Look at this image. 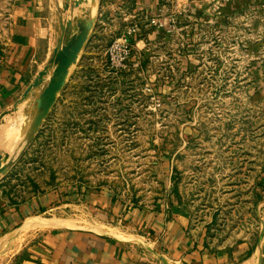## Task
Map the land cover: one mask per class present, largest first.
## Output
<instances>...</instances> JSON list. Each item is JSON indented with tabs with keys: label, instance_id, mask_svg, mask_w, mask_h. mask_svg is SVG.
<instances>
[{
	"label": "rangeland",
	"instance_id": "rangeland-1",
	"mask_svg": "<svg viewBox=\"0 0 264 264\" xmlns=\"http://www.w3.org/2000/svg\"><path fill=\"white\" fill-rule=\"evenodd\" d=\"M147 1L40 0L43 51L28 66L22 91L35 81L33 101L17 112L18 96L0 111V199L16 205L58 188L79 195L80 188L103 189L125 210H154L172 199L196 244L222 249L225 264H258L264 0H158V7ZM11 3L0 0V33ZM87 26L42 112L38 101L56 67L53 49ZM127 27L135 29L127 65L109 68V43ZM83 197L1 233L0 264L30 260L53 227H93ZM120 213L109 223L128 224L118 221Z\"/></svg>",
	"mask_w": 264,
	"mask_h": 264
},
{
	"label": "crops",
	"instance_id": "crops-1",
	"mask_svg": "<svg viewBox=\"0 0 264 264\" xmlns=\"http://www.w3.org/2000/svg\"><path fill=\"white\" fill-rule=\"evenodd\" d=\"M147 2L158 7V0ZM9 10L5 34L0 33V111L20 97L29 78L26 70L43 51L38 45L43 30L40 0H12ZM79 192L58 188L16 205H5L0 199V235L53 205H68L69 198L84 196L86 217L95 215L93 227H53L24 264H225L222 249L207 250L196 244L172 199L154 210H125L103 189L80 188ZM121 209L118 221L128 224L109 223L110 214L118 215ZM258 264H264L262 250Z\"/></svg>",
	"mask_w": 264,
	"mask_h": 264
},
{
	"label": "water",
	"instance_id": "water-1",
	"mask_svg": "<svg viewBox=\"0 0 264 264\" xmlns=\"http://www.w3.org/2000/svg\"><path fill=\"white\" fill-rule=\"evenodd\" d=\"M89 28L90 26L81 28L77 35L65 42L64 46L61 48L55 47L53 49L55 54L53 61L56 64V67L49 85L38 101V106L42 108L43 112H45L55 100V95L62 84V76L68 72V68L74 62L76 55L80 52L87 38Z\"/></svg>",
	"mask_w": 264,
	"mask_h": 264
},
{
	"label": "built area",
	"instance_id": "built-area-1",
	"mask_svg": "<svg viewBox=\"0 0 264 264\" xmlns=\"http://www.w3.org/2000/svg\"><path fill=\"white\" fill-rule=\"evenodd\" d=\"M134 30V27L129 30L127 27L124 32H121L119 36L110 41L106 52V60L109 68L117 70L126 67L128 57L131 53L129 36Z\"/></svg>",
	"mask_w": 264,
	"mask_h": 264
},
{
	"label": "bare ground",
	"instance_id": "bare-ground-1",
	"mask_svg": "<svg viewBox=\"0 0 264 264\" xmlns=\"http://www.w3.org/2000/svg\"><path fill=\"white\" fill-rule=\"evenodd\" d=\"M41 72V71H40ZM41 73H38L37 76L35 77L34 80H36L37 78L39 79ZM37 79V80H38ZM33 81L30 86L24 90L23 94L20 96V98L18 99V101L15 104V109L17 110V112H21L22 108L25 107L26 105H29L31 103V101H33V93L31 91L32 86L34 85ZM37 83V81H36ZM27 108V107H26ZM40 108V107H39ZM43 112V111H42ZM37 114V113H36ZM41 114V113H40ZM8 116V115H7ZM36 116V115H35ZM40 117V116H39ZM37 118V117H36ZM37 120V119H36ZM8 122V121H7ZM16 125V124H15ZM14 126V125H13ZM11 138V137H10ZM10 138L8 139V141H6L5 147H8V144L10 143ZM254 257V256H253ZM249 260V259H248ZM254 262V261H253Z\"/></svg>",
	"mask_w": 264,
	"mask_h": 264
}]
</instances>
